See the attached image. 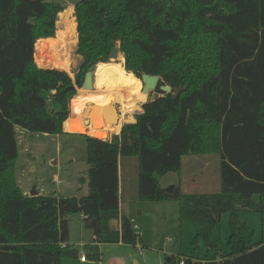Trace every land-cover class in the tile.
Instances as JSON below:
<instances>
[{
    "label": "trees",
    "instance_id": "obj_1",
    "mask_svg": "<svg viewBox=\"0 0 264 264\" xmlns=\"http://www.w3.org/2000/svg\"><path fill=\"white\" fill-rule=\"evenodd\" d=\"M61 11L60 3L47 0H0V264L76 259L79 250L69 243L73 216L82 217L98 244L136 246L141 237L120 211L119 168L132 157L138 199L178 202L180 219L195 226L194 245L209 242L229 215L228 253L199 261L264 264V0H81L75 5V54L81 57L75 82L54 61L36 64L39 44L56 37ZM116 49L128 73L160 77L158 96L135 123L127 115L124 123L131 124L111 140L82 135L87 196L24 195L16 128L63 135L86 73L110 63ZM189 156L220 158L219 192L161 187L158 177L181 174ZM241 212L260 215V242ZM115 220L121 231L111 228ZM193 259L185 264H197ZM179 261L171 257L167 264Z\"/></svg>",
    "mask_w": 264,
    "mask_h": 264
},
{
    "label": "rangeland",
    "instance_id": "obj_2",
    "mask_svg": "<svg viewBox=\"0 0 264 264\" xmlns=\"http://www.w3.org/2000/svg\"><path fill=\"white\" fill-rule=\"evenodd\" d=\"M50 2L60 3L63 7V12L67 8L72 7L73 16L75 17V5L81 0H47ZM61 11V13H63ZM59 21V15H58ZM77 23V20H76ZM64 28H58L56 37L42 41L38 47L37 65L54 61V65L66 72L75 82V76L79 72L81 64V57L75 54L77 45L71 52L72 65L70 70L65 71L58 61V45L57 40L59 32ZM43 40V39H42ZM78 40V37H77ZM41 41V40H39ZM38 41V42H39ZM78 44V43H77ZM119 56L123 57L120 53ZM118 56V59H119ZM46 61V62H43ZM111 63L118 62L110 61ZM39 63V64H38ZM124 65V63H123ZM125 69V68H124ZM81 88L77 89L76 96L70 101L69 109L71 113V103L79 95ZM99 96H105L108 93L104 89L93 90ZM100 92V93H99ZM148 102L155 99L158 94L153 92L146 94ZM145 102V103H146ZM144 103V104H145ZM113 104V105H112ZM143 104V105H144ZM120 112V105L118 103H111ZM142 105V106H143ZM56 110H59L57 104L53 105ZM95 106V105H94ZM96 110L91 116L103 112L106 106H97ZM142 107L136 113L124 115L123 126L127 115L133 116L135 123L136 115L142 114ZM70 117V115H69ZM110 126V124H108ZM122 126V127H123ZM107 127V126H106ZM122 128L120 129V131ZM119 131V132H120ZM111 127L108 128L109 140L112 136L118 135ZM121 133V132H120ZM119 133V134H120ZM17 142L19 152L24 155L25 151H32L37 159L34 163L28 164L29 169L23 174L24 180L32 187L45 188L48 195L55 197H80L84 195L81 183V178L85 177L89 168L87 164V151L85 138L82 135H73L66 139L45 134H33L20 127L16 128ZM104 137L101 140H106ZM129 160H136L135 157L128 158ZM195 160L205 161L209 160V167L201 168ZM135 162V161H134ZM17 179L19 182V172L22 168L17 163ZM136 179V174L134 172ZM160 185L163 189H168L174 185H183L185 190L190 193H217L221 189L220 184V158L218 156H189L183 159V170L181 174H168L164 177H158ZM22 187V186H21ZM31 187V189H33ZM130 215L133 217L134 224L139 226L138 234L141 240L136 246H113L107 245L100 251V259L103 263H108L112 259H118L121 263L134 264V257L143 262L147 259L148 264H167V260L175 257L176 260L185 259L186 257H194L195 259L204 258H220V255L228 253L226 241L231 235L229 227V215L222 217L219 226L211 233L209 242L199 240L197 245H194L196 238L195 226L188 222L182 221L179 216L178 202H150L140 200H130L128 203ZM241 220L245 222L254 231V243L261 241V218L259 214H252L241 212L239 214ZM71 226L73 228V243L79 248L81 243H91L93 232L84 227L80 216H73L70 218ZM82 229H81V227ZM144 240V245L142 244ZM214 245L213 247H210ZM142 253L140 252V248ZM79 250H81L79 248ZM89 251V250H87ZM90 252V251H89ZM86 253V251H85ZM75 259H65L66 262L74 261ZM89 264H98V262H90Z\"/></svg>",
    "mask_w": 264,
    "mask_h": 264
},
{
    "label": "bare ground",
    "instance_id": "obj_3",
    "mask_svg": "<svg viewBox=\"0 0 264 264\" xmlns=\"http://www.w3.org/2000/svg\"><path fill=\"white\" fill-rule=\"evenodd\" d=\"M57 29L64 28L59 32L57 40L58 45V61L60 66L68 71L72 65L71 52L77 45V23L73 16L72 7L59 14L57 21ZM118 62L101 63L95 72L94 88L96 90L104 89L108 94L99 96L91 90H80L79 95L71 103L70 118L65 122L64 128L68 132L88 135L100 140L108 137V124L116 132H119L123 126L124 115L136 113L146 102V94L142 92V83L133 74L128 73L124 67V58L119 56ZM100 93V92H99ZM111 103L120 105L119 116L113 117L108 122L103 116V112L91 116L97 106H106ZM88 104L95 105V108L89 111L92 124L89 128L83 124V111ZM113 105V104H112Z\"/></svg>",
    "mask_w": 264,
    "mask_h": 264
},
{
    "label": "crops",
    "instance_id": "obj_4",
    "mask_svg": "<svg viewBox=\"0 0 264 264\" xmlns=\"http://www.w3.org/2000/svg\"><path fill=\"white\" fill-rule=\"evenodd\" d=\"M107 127H111V124H110V126L107 125ZM119 133H118V135H119ZM73 135H79V134L78 133L68 132L64 128V134L56 136V139H59L61 137L66 139V138L71 137ZM33 154L34 153L32 151H30V150L25 151L24 155L19 152V159H18L17 163L22 168L21 172H19L20 175H18L19 176V185H20V187L22 186L21 190L23 191L24 195H27V196H31L32 193H36L37 195H41V196L53 197V196L48 195L46 193L45 188H40L39 189L38 186L32 187L31 185H29L24 180V175L23 174L29 169V167H27L28 164L31 165V163H34L37 160ZM195 157H199V156H195ZM194 162L195 163L198 162L197 165L200 164L201 168L209 167V164H210L209 160H205L203 162L200 161V160H195ZM88 170H89V168H88ZM88 170L86 171V173L88 172ZM119 170H120V211H121V214H124L127 218H129L132 221L133 217L129 213L128 203H129L130 200H139L138 199V189H137V179H138V161H137V159L136 160H129L128 158L123 159L121 161ZM134 172L136 174V179L134 177ZM87 177H88V174L85 177L81 178V180L82 179L84 180L83 182L81 181V183L83 185V188H80L79 190L81 191L83 189L82 192H84V195L80 196V197H84V196L88 195V191L89 190H88ZM31 187L33 189H31ZM176 187H180L183 194H194V193H190V192L186 191L185 190V186H183V185H179V186L178 185H174V188H176ZM197 194H205V193H197ZM80 197H77V198H80ZM70 198H72V197H70ZM80 218L82 219L81 216H80ZM70 221H71V219H69V231H70L69 243H70V245H73L76 249L79 250V248H80L81 250H79V255L74 261L66 262V264H89V260H90V262H93V263L94 262H98V264H125L123 262L121 263L118 259H112L108 263H103L102 259H100V251L103 249V247H105L107 245H113V246L114 245L115 246H125V245H123L122 243H118V244H98L95 241L96 237H95L94 233H93V235L91 237V243H87V242L81 243V245H79V248H77L76 245H74V243L72 242L73 241V235H72L73 228L71 226ZM110 226L115 231H121V227H122L121 220L112 221L110 223ZM82 227H81V229H82ZM142 244L144 245V240H143ZM126 247H130V246H126ZM87 250H89L90 252L87 251ZM85 251H86V253H85ZM82 252L85 253V255L87 257V262H85V263L80 261V256H81ZM92 252H96L97 253V255H98L97 259L94 260L93 258H91V253ZM141 254H143V253L141 252ZM193 260L199 261L201 259H193ZM142 261H143L142 263L139 262L135 257L133 259L134 264H148V261H147L146 258L143 259ZM63 264H65V260H63Z\"/></svg>",
    "mask_w": 264,
    "mask_h": 264
},
{
    "label": "water",
    "instance_id": "obj_5",
    "mask_svg": "<svg viewBox=\"0 0 264 264\" xmlns=\"http://www.w3.org/2000/svg\"><path fill=\"white\" fill-rule=\"evenodd\" d=\"M118 56H119V51L116 49V50L113 51V53L111 55V61L118 60ZM97 67H98V65L90 68L89 71L86 73L85 80H84L83 86L81 88L82 90H91V91L94 90L95 72L97 70ZM139 80L142 83V86H143L142 92L144 94H150V93L155 92L157 90V88H158V85H159L160 81H161L159 76H150V75H147V74H144L142 76V78L139 79ZM162 91L165 92V93H171L172 89L170 87L164 86V87H162ZM94 108H95L94 105L88 104L85 107L84 111H83V124L87 128H89L90 125L92 124V121H91L90 116H89L88 113H89L90 110H92ZM103 116H104L105 120L108 122L113 117L119 116V111H117L111 105V106L103 109ZM109 138L110 137L108 136L107 139L104 140V141H108ZM174 189H175L174 186H171L168 189H166L165 191L167 193H173ZM36 195H37L36 193H32L31 196H36ZM213 246L214 245H211L210 247H213Z\"/></svg>",
    "mask_w": 264,
    "mask_h": 264
},
{
    "label": "built area",
    "instance_id": "obj_6",
    "mask_svg": "<svg viewBox=\"0 0 264 264\" xmlns=\"http://www.w3.org/2000/svg\"><path fill=\"white\" fill-rule=\"evenodd\" d=\"M133 223V229L138 233V230H139V227L138 225L134 224L133 221H131ZM140 252H142V248H140ZM80 261L85 263L87 262V257L85 255V253H81V256H80ZM197 264L198 263H201V264H207L206 261H195ZM178 264H185V259H180L179 263Z\"/></svg>",
    "mask_w": 264,
    "mask_h": 264
}]
</instances>
